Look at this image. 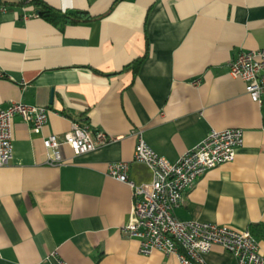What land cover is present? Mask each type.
Wrapping results in <instances>:
<instances>
[{
	"label": "crops",
	"instance_id": "1",
	"mask_svg": "<svg viewBox=\"0 0 264 264\" xmlns=\"http://www.w3.org/2000/svg\"><path fill=\"white\" fill-rule=\"evenodd\" d=\"M28 1L0 0V105L50 112L39 134L12 120L13 158L0 167V264H180L140 254L122 232L132 192L107 169L127 161L133 181L151 180L133 160L136 129L175 162L211 129L242 128L234 160L206 171L174 213L240 229L264 224V92L258 105L229 74L239 50L264 48V0H44L98 16L62 29L21 6ZM74 121L113 140L81 154L62 145V162L47 164L43 137ZM204 261L237 264L217 245Z\"/></svg>",
	"mask_w": 264,
	"mask_h": 264
},
{
	"label": "built area",
	"instance_id": "2",
	"mask_svg": "<svg viewBox=\"0 0 264 264\" xmlns=\"http://www.w3.org/2000/svg\"><path fill=\"white\" fill-rule=\"evenodd\" d=\"M32 15V14H31ZM27 17L26 15L24 16ZM229 74L245 84L248 97L261 105L264 92V48L241 49L229 62ZM198 84V80L193 82ZM46 106L11 101L0 105V167L13 158L12 120L18 115L29 125L30 132L39 134L48 121ZM136 138L133 160L145 164L151 180L135 182L129 177V162L116 161L108 165L107 174L132 192V205L122 232L137 240L142 255L159 251L173 256L180 264H204V256L213 246H221L235 258L237 264H264V253L258 239L249 228L180 220L175 209L184 192L206 171L234 160L236 150L244 142V130L239 127L211 129L205 138L182 153L175 162L157 154L144 140L141 130ZM113 140L104 131L88 124L72 122L61 135L49 134L42 139L46 163L62 162L60 147L67 145L75 154L93 151ZM55 264H68L56 259Z\"/></svg>",
	"mask_w": 264,
	"mask_h": 264
},
{
	"label": "trees",
	"instance_id": "3",
	"mask_svg": "<svg viewBox=\"0 0 264 264\" xmlns=\"http://www.w3.org/2000/svg\"><path fill=\"white\" fill-rule=\"evenodd\" d=\"M88 1L91 2L94 0H88ZM122 1H127V0H112V6ZM21 4H22L21 6L32 7L34 15L42 18L46 22L60 29H62L67 25H75L78 23L90 22L98 17L91 15L85 9H71V10L62 11L58 8L49 5L44 0H30L27 3H21ZM141 60L142 57L137 58L132 63L131 68L132 70H134V72L137 70V67L140 64ZM250 231L257 239L264 240V224L251 225Z\"/></svg>",
	"mask_w": 264,
	"mask_h": 264
}]
</instances>
